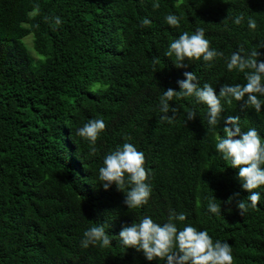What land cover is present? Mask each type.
Returning <instances> with one entry per match:
<instances>
[{
	"label": "trees",
	"instance_id": "trees-1",
	"mask_svg": "<svg viewBox=\"0 0 264 264\" xmlns=\"http://www.w3.org/2000/svg\"><path fill=\"white\" fill-rule=\"evenodd\" d=\"M169 13L181 17L178 28L165 22ZM144 18L152 23L142 27ZM197 28L223 56L186 58L187 67H176L175 55L165 52ZM27 35L35 54L22 41ZM261 45L264 0H0V264H167L125 249L118 234L144 216L162 225L172 212L186 216L175 221L178 229L191 225L213 243L227 242L233 264H264V185L254 190L258 205L243 215L224 204L235 192L250 203V193L239 168L215 148L229 115L240 116L242 131L255 128L264 144V104L256 113L222 99L217 126L208 125L207 106L194 96L169 101L176 109L171 123L159 110L163 91H179L185 71L217 95L222 85L245 84L244 73L229 71L227 62L234 52L253 51L264 61ZM95 119L106 128L91 154L76 130ZM124 143L143 152L150 173V199L138 208H127L115 184L104 190L98 181L104 157ZM213 196L221 214L208 210ZM100 224L111 245L82 247L83 232Z\"/></svg>",
	"mask_w": 264,
	"mask_h": 264
},
{
	"label": "clouds",
	"instance_id": "clouds-1",
	"mask_svg": "<svg viewBox=\"0 0 264 264\" xmlns=\"http://www.w3.org/2000/svg\"><path fill=\"white\" fill-rule=\"evenodd\" d=\"M153 8H159V4H153ZM181 17L169 13L165 16V22L171 27L180 26ZM244 20L243 14L235 17L233 23L239 25ZM54 22L60 25L62 20L55 17ZM151 20L144 18L141 26L146 27L151 24ZM248 27L251 30L257 28V23L251 17L248 18ZM264 46V45H261ZM175 55L176 67H187L183 64L185 59L211 62L218 56H223L222 52L210 49L209 41L205 39V30L197 28L194 34L189 35L183 32L169 45L165 55L171 57ZM258 51L251 52L247 57L239 52L231 54L227 69H236L243 72L246 83L235 85H222L217 95L215 89L204 83L201 87L199 80L193 71H185L184 79H178L179 91L168 88L163 91L159 100V110L163 114L162 121L172 122L176 109H170L169 101L174 98L183 97L196 98L198 103L207 106V122L209 126H217L220 122L223 105L221 100L231 104L233 100L243 102L241 110L251 108L256 113L262 109L264 101V61L258 59ZM248 70V71H246ZM96 91V89H92ZM169 111L172 115H168ZM196 117L194 111H188L186 120H193ZM224 120V135L217 133L215 148L222 158L228 161L230 167L239 168L237 178L241 181V187L250 194L246 203L236 198L240 196L235 192L228 197L224 204L232 205L239 210V215H243L248 207L255 208L261 199V193L254 191L264 185V144L261 143V136L255 128H248L242 131L240 127V116L229 115ZM106 124L101 119L89 120L86 124L76 130V135L87 140L90 145V153L95 154L94 147L99 134L105 130ZM239 137L234 139V137ZM145 156L142 151L131 143H124L122 147H117L104 157L103 166L98 169V181L104 190L115 184L116 188L125 194L123 203L128 209L138 208L148 203L151 196V185L147 183L150 173L144 167ZM124 189H127L126 193ZM216 197L213 196L208 201V210L213 214H221V204H217ZM231 211V207L226 209ZM183 213L172 212L168 221L158 224L150 216H144L139 223L123 225L119 231V238L126 248H134L137 252H142L144 257L151 261L155 258L166 260L167 264H233L231 246L227 242L217 240L213 243L212 238L205 230L198 231L191 225H186L183 229H178L175 221H185ZM99 246L107 248L111 245L109 234L103 224L92 226L83 232L81 246L84 248Z\"/></svg>",
	"mask_w": 264,
	"mask_h": 264
},
{
	"label": "rangeland",
	"instance_id": "rangeland-1",
	"mask_svg": "<svg viewBox=\"0 0 264 264\" xmlns=\"http://www.w3.org/2000/svg\"><path fill=\"white\" fill-rule=\"evenodd\" d=\"M180 0H173V2L175 4H177ZM29 40H30V35H27L25 37L22 38V41L26 44L27 46V50L31 53V54H35L34 51L31 49L30 44H29Z\"/></svg>",
	"mask_w": 264,
	"mask_h": 264
}]
</instances>
